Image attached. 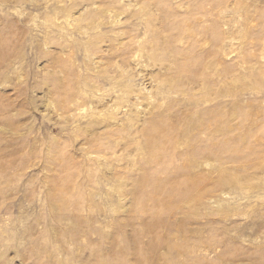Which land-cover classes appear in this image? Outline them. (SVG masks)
I'll use <instances>...</instances> for the list:
<instances>
[{
    "label": "rangeland",
    "instance_id": "rangeland-1",
    "mask_svg": "<svg viewBox=\"0 0 264 264\" xmlns=\"http://www.w3.org/2000/svg\"><path fill=\"white\" fill-rule=\"evenodd\" d=\"M0 264H264V0H0Z\"/></svg>",
    "mask_w": 264,
    "mask_h": 264
}]
</instances>
